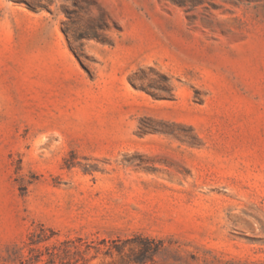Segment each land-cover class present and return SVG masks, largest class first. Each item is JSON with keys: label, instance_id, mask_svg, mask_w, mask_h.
Listing matches in <instances>:
<instances>
[{"label": "rangeland", "instance_id": "374dc122", "mask_svg": "<svg viewBox=\"0 0 264 264\" xmlns=\"http://www.w3.org/2000/svg\"><path fill=\"white\" fill-rule=\"evenodd\" d=\"M116 168L171 224H108ZM0 264H264V0H0Z\"/></svg>", "mask_w": 264, "mask_h": 264}, {"label": "crops", "instance_id": "0c3cea01", "mask_svg": "<svg viewBox=\"0 0 264 264\" xmlns=\"http://www.w3.org/2000/svg\"><path fill=\"white\" fill-rule=\"evenodd\" d=\"M131 151L126 148L108 150L102 154L123 155ZM109 161L120 167L128 163L126 158H112ZM94 203L100 211L110 216L113 226L152 227L166 226L174 220L172 209L159 198L166 187L156 180L164 179L166 173L147 169H111L100 173ZM97 183V182H96ZM96 186V184H95Z\"/></svg>", "mask_w": 264, "mask_h": 264}]
</instances>
